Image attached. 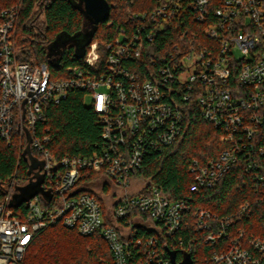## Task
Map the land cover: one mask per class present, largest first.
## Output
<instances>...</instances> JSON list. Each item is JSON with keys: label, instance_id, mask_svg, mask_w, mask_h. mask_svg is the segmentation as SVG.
<instances>
[{"label": "built area", "instance_id": "2783aa9c", "mask_svg": "<svg viewBox=\"0 0 264 264\" xmlns=\"http://www.w3.org/2000/svg\"><path fill=\"white\" fill-rule=\"evenodd\" d=\"M126 3L128 24L103 47L91 42L83 65L57 73L46 63L21 59L16 37L23 4L0 11V137L11 144L18 136L23 153L29 133L31 151L44 163V193L18 208L11 207L15 180L0 194V264H24L35 237L55 225L85 237L100 235L115 264H173L169 251L177 252L181 262L191 247L179 241V260L169 240L186 222L189 203L169 200L157 189L132 191V183L149 154L177 141L191 107L222 130L229 143L205 165L193 162L191 191L215 187L241 161L264 198V0ZM138 4L148 6L136 11ZM168 29L175 36L172 42L158 53L150 50L148 45L158 43ZM74 90L91 97L102 139L90 155L57 159L48 147L50 129L42 126L45 107L60 104ZM87 172L103 173L114 185L110 207L103 206L97 192L80 186ZM253 213L249 202L225 218L196 212L197 230L206 233L207 244L217 246L212 264H264V237L236 226ZM142 215L152 221L149 227L161 235L167 253L157 237L135 235L131 220L141 224Z\"/></svg>", "mask_w": 264, "mask_h": 264}, {"label": "trees", "instance_id": "16d2710c", "mask_svg": "<svg viewBox=\"0 0 264 264\" xmlns=\"http://www.w3.org/2000/svg\"><path fill=\"white\" fill-rule=\"evenodd\" d=\"M112 7L109 22L97 27L88 26L83 6L79 0H0V11L16 4H23L18 27L17 47L21 50L23 61L35 64L46 63L53 72H65L68 68L84 64L82 54L87 51L79 44H68L51 53V45L60 36L74 37L77 34H92V42L98 41L101 47L113 38L119 28L130 21L126 14V0H107ZM148 4H138L135 10H143ZM152 7V6H151ZM192 26V24H191ZM175 36L171 29L158 36V43L148 45L155 53L163 51ZM149 65L150 62H147ZM42 126L50 129L51 142L48 145L57 158L67 155H90L102 139V126L99 115L86 105V94L80 90L69 93L60 104L45 107V122ZM18 136L11 144L0 137V194L7 191L15 180V191L29 183V163L23 158ZM229 146L222 130L204 120L196 107L188 108L184 116L183 131L177 141L161 152L151 153L144 160L143 167L133 175V180L142 182L140 193L157 189L163 196L173 201H186L191 207L181 231L169 240L179 250L191 247L194 264H212L209 261L217 246L206 243V233L198 231L195 215L204 209L220 218L232 216L245 202L253 205L254 213L247 221L237 222V227L246 229L247 235L264 237V198L254 189L253 177L245 170L241 161L235 164L213 188L191 191L195 175L191 171L194 161L205 165L216 159ZM34 157L38 154L32 151ZM101 179H108L103 173L87 172L80 186L90 189ZM109 182V181H108ZM106 181L105 193L111 192ZM92 191V190H91ZM94 192V191H92ZM103 206L104 200L99 197ZM106 207V206H105ZM143 222L131 225L137 237L145 240L157 237L161 251L166 252L162 237L156 229L149 227L152 221L146 215ZM108 225H113L107 218ZM121 226L125 222L120 223ZM168 241V242H169ZM24 264H115L114 255L100 235L85 237L76 230L55 225L39 233L30 244ZM152 264H160L155 261Z\"/></svg>", "mask_w": 264, "mask_h": 264}, {"label": "water", "instance_id": "95a60500", "mask_svg": "<svg viewBox=\"0 0 264 264\" xmlns=\"http://www.w3.org/2000/svg\"><path fill=\"white\" fill-rule=\"evenodd\" d=\"M83 6V13L85 14L88 26L97 27L101 23H105L109 20L112 7L107 0H79ZM92 42V34L87 31L85 34H77L74 37L60 36L51 45L50 52L53 54L58 50L66 47L68 44H79V47L85 48ZM85 55V52L82 56ZM31 135H27V145L23 151V158L29 163V181L30 183L24 187L17 189V193L14 195L11 207L18 208L25 202L30 201L35 196L43 192L42 184L44 182V176L40 174V171L44 167V163L35 158L32 154L31 148ZM39 169V171H36ZM169 256L173 264H193V260L190 254L184 253L181 262H177V252L169 251Z\"/></svg>", "mask_w": 264, "mask_h": 264}, {"label": "rangeland", "instance_id": "374dc122", "mask_svg": "<svg viewBox=\"0 0 264 264\" xmlns=\"http://www.w3.org/2000/svg\"><path fill=\"white\" fill-rule=\"evenodd\" d=\"M86 105L87 106L91 105V97L89 95H87V98H86ZM106 181L108 182L109 180L108 179H101L98 182H96L94 186H91L90 189L94 192H97L103 198L106 206L110 207L113 203V198H114L113 195L115 194V190H114V185L111 183V181H109L108 183H109V186L111 187L112 190L110 193H105L103 191V186L106 185ZM132 186H133L132 191H139L140 187L143 185H142V182L133 180ZM105 196H107V197H105Z\"/></svg>", "mask_w": 264, "mask_h": 264}, {"label": "flooded vegetation", "instance_id": "af4514ba", "mask_svg": "<svg viewBox=\"0 0 264 264\" xmlns=\"http://www.w3.org/2000/svg\"><path fill=\"white\" fill-rule=\"evenodd\" d=\"M40 174L43 175L41 172H40ZM29 183H30V181H29Z\"/></svg>", "mask_w": 264, "mask_h": 264}]
</instances>
